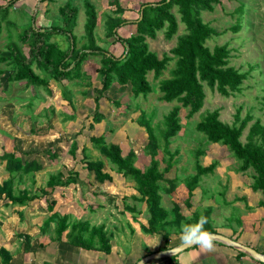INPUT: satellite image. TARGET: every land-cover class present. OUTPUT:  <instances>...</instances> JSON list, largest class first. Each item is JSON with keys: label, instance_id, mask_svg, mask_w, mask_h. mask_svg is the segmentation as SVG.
<instances>
[{"label": "rangeland", "instance_id": "374dc122", "mask_svg": "<svg viewBox=\"0 0 264 264\" xmlns=\"http://www.w3.org/2000/svg\"><path fill=\"white\" fill-rule=\"evenodd\" d=\"M8 1L0 0V5L7 4ZM66 1L68 0L54 2L15 0L9 8L8 18L9 21L18 25L33 24L37 28L61 25L63 21L59 7ZM70 1L79 10L74 29L77 37L76 45L79 47L85 42L84 0ZM90 1L95 4L98 13V25L95 29L97 44L115 56H119L124 53L125 46L119 41H114L113 37L107 36L105 23L107 15H119L129 21L118 29V35L126 38L134 32L135 25L131 21L141 15L142 5L155 3L158 0H117L124 9L119 13L116 12L117 5L113 4L114 0ZM241 4H243L242 27L238 32H233L231 27L239 16L236 9ZM172 12L179 21L177 7H174ZM201 17L218 32L208 40L207 45L213 48L215 45L227 44L230 49V65L240 71L248 72V77L243 82L242 90L229 97H224L205 85L204 105L190 118L187 117L188 108L181 106L178 101L166 102L160 99L159 79L170 76L174 60L169 63L160 78L156 79L153 72L148 74L154 91L146 97L142 95L134 97L129 84L120 85L114 81L111 88L106 90L100 98L99 111L104 117L97 123L93 122L92 116L96 110L97 89L101 86L97 72L100 55H89L82 67L83 75L86 76L71 81L56 80L39 72L34 65L38 73L48 77L52 93L44 87L27 86L23 81H8L7 76L12 65L0 63V154L4 150L30 148L43 152L51 147L58 154L57 158L50 160L39 152L34 153L42 158V161L46 163V168L29 175L9 174L4 164L1 165L0 162V182L12 177L16 192L26 188L38 195L35 200L24 206H13L12 204L6 206L0 199V246L14 243L18 249V245L26 242L24 233L30 235L29 242H31L34 236L32 234L43 226V220L50 212L46 196L43 195V188H49L47 181L51 174L57 172L63 173L66 177L71 172L78 171L88 186L75 184L63 188L58 187L54 195L58 199L54 210L61 214L71 210L74 213H71L73 218L80 215L94 217V212L92 213L90 208L96 212V209L100 207L102 210L95 214L99 215L102 221L110 220L109 226L115 228L118 233L127 232L124 221L131 213L124 210V205L125 203L137 204L131 198L132 193H137L134 189V182L125 180L121 175L111 171V165L101 156L90 137L104 135L107 142L120 144L123 154L133 152L135 165L144 169L149 165L151 158L146 149L148 141L146 130L138 123L141 112H144L159 139L160 147L157 158L160 161V170H162L165 167L164 160L168 159V155L163 151L160 131L164 128V116L174 105L181 106L180 116L183 128L172 139L169 146L170 150L175 153L176 169L173 167L166 176L169 179L179 177V181L176 183L177 186L171 189L169 195L162 194L163 205L170 209L173 201H176L180 204L185 216H191L194 210L201 211L207 206H212V225L217 232L234 236L233 238L237 237L244 242L249 241L250 237H258L264 207L258 208L257 204L264 200V195L252 189V169L245 172L239 171V162L228 148L220 143L209 142L203 133L196 130L195 125L203 113L216 108L220 109V119L228 123L233 122L239 107L242 108V116L248 112L254 116L249 126L256 119L264 122V0H221L220 3L215 4L212 11H202ZM183 30L184 24L179 21L178 34ZM178 34L171 40H167L165 29H163L157 32L155 39L148 38L147 41L150 49L156 51L162 58L165 53L171 55L169 51L175 45ZM9 39L18 40L16 31L8 28L3 22L0 52L5 50ZM52 41H56L64 49L70 46L63 34H55ZM23 50L29 55L28 47H23ZM91 123H94L92 128ZM247 131L248 126L243 132L242 141L245 140ZM73 140L78 144L75 154L71 153ZM199 151L201 152L197 157L196 154ZM85 155L89 159L104 160L105 169L113 175V181L106 184L98 182L95 175L85 168L83 160ZM197 158L203 165L217 162V166L213 173L202 177L190 199V204H187L185 199L188 197V189L183 178L195 173ZM161 183L163 187H171L168 180ZM98 202L100 205L97 204ZM138 207L142 213L136 212L135 214L140 220L145 221L149 217L147 207L142 203L138 204ZM74 208L78 211L74 212ZM31 215L35 218L34 220L31 219ZM16 216L21 220L18 221ZM185 223L183 221L182 225ZM263 225L264 223L261 225L262 228ZM54 227V222L49 223L47 235H53ZM174 233L172 232L171 236ZM38 235L41 234L38 232ZM159 236L161 237L160 234ZM150 237L151 234L146 233L144 242L140 241V248H147L146 239ZM42 239L45 240L44 237ZM39 240L40 238L37 239Z\"/></svg>", "mask_w": 264, "mask_h": 264}, {"label": "trees", "instance_id": "16d2710c", "mask_svg": "<svg viewBox=\"0 0 264 264\" xmlns=\"http://www.w3.org/2000/svg\"><path fill=\"white\" fill-rule=\"evenodd\" d=\"M15 0H9L7 4L0 5V41L3 30V22L8 28L16 31L17 41L9 39L5 50L0 52V63L12 65L7 76L8 81L25 82L27 86L44 87L50 93L49 80L51 76L59 81H71L82 78L84 71L83 63L91 54L100 55V65L97 72L100 77L101 86L97 89L95 97L96 110L92 116L94 123L100 122L104 115L99 111V101L104 92L111 88L114 81L120 85L130 86L134 97H146L154 86L148 79V74L153 72L156 79L160 78L163 71L168 68L169 63L174 60V66L170 70V76L159 79L158 91L160 99L166 102L178 101L181 106L188 108L187 117H192L198 113L204 105L206 98L205 85L211 90L218 92L224 97L240 92L244 80L248 77V72L240 71L230 65V49L227 44L215 45L213 48L207 45L218 32L210 23L205 22L201 17V12L214 9L215 4L221 0H158L155 3L142 5L141 15L134 21V32L129 37L123 38L118 35V29L125 26L128 20L117 15H107L106 30L107 36L113 37L114 41L123 44L124 53L115 56L113 53L97 44L95 29L98 25V13L96 6L90 0H84L86 20L84 23L85 42L81 46L76 45V35L74 29L77 24L78 7L68 0L59 7L63 24L49 27L37 28L33 24L18 25L9 21V8ZM41 2H54L56 0H40ZM117 5L116 12H123V8L117 0L113 1ZM177 7L179 21L184 24V30L178 34L179 21L172 12ZM236 11L239 16L235 24L231 27L233 32H238L242 27L241 14L243 4ZM165 29V38L171 40L177 35L175 45L170 49V54L165 53L160 58L156 51L151 50L147 39H155L159 30ZM55 34H63L69 41L70 46L62 48L56 41H52ZM23 47L29 48V55L25 54ZM45 73L42 76L38 73ZM1 72V71H0ZM180 105H174L164 116V128L160 131L163 139V151L168 155L165 167L160 170V161L157 158L159 139L155 129L145 113L141 112L138 123L144 126L147 133L146 149L150 153L149 165L142 169L134 163V153L123 154L120 144L107 142L104 135L91 136L90 140L96 145L101 156L111 165V171L121 175L125 180L134 182V188L139 195H132V199L137 204L132 206L125 203L126 210L133 213H142L138 204H145L149 217L146 223H140L141 229L151 235L160 234L165 241L164 249H168L170 236L181 233L182 222L185 224L194 223L201 215L208 219L205 229L211 233L217 232L212 225V206H207L203 210H194L191 216H185L181 211V206L173 201L170 209L162 203V194L169 195L171 189L177 186L179 177L167 178L166 174L175 167V153L170 150L172 139L182 130V119L180 116ZM254 116L246 113L242 116V108L239 107L234 115L232 123L220 119V109L207 110L201 115L195 128L203 133L211 143L225 145L232 155L239 162V171L245 172L248 169L253 171L252 189L260 191L264 195V122L260 119L254 120L248 125ZM91 123L90 127H94ZM248 131L245 140L242 135L245 128ZM33 130V129H32ZM37 133V131H36ZM78 144L73 140L71 153L75 154ZM85 150V148H83ZM35 149H14L4 150L0 154V162L9 174L29 175L43 171L46 163ZM199 151L196 155H200ZM47 159H55L58 154L54 148H49L43 152ZM85 168L92 172L98 182L106 184L113 181V175L105 169V161L102 159H89L83 156ZM217 162L208 165L195 162V173L186 175L183 181L188 189V197L185 199L190 204L195 189L198 187L202 177L213 173ZM168 180L171 187H163L162 181ZM79 184L88 186L87 182L80 177L78 171L71 172L68 176L61 172L50 175L47 186L43 188V195L46 196L48 207L51 212L47 220L44 221L42 230L47 231L48 225L55 222V234L58 239L66 235L69 242L74 245L87 248L98 249L110 252V237L107 236L105 225H92L88 220H72L70 214H61L54 210L57 199L54 197L58 187H68ZM50 195V196H49ZM37 194L29 189H21L16 192L15 182L12 177L0 183V199L4 205L13 206L28 205L37 198ZM51 196H53L51 198ZM126 199V197H124ZM257 206L264 207V200L258 202ZM20 212V211H19ZM21 236V235H20ZM25 248H30V235L25 234ZM240 254L243 252H239ZM0 256L3 264L10 260V254L5 249H0ZM177 264V262H176Z\"/></svg>", "mask_w": 264, "mask_h": 264}, {"label": "crops", "instance_id": "0c3cea01", "mask_svg": "<svg viewBox=\"0 0 264 264\" xmlns=\"http://www.w3.org/2000/svg\"><path fill=\"white\" fill-rule=\"evenodd\" d=\"M132 194L137 195V193ZM97 204L100 205L99 202ZM127 204L132 206L136 203ZM66 205L69 206V204ZM90 210L92 213L94 212V217H91V215L82 217L80 215L76 216L77 218H73L71 213H74L71 212V210L62 212V214H70L72 220H88L92 225L104 224V230L107 231V236L110 237V252H105L98 249H87L74 245L68 241L66 235H64L61 239H58L55 234V227L53 229V235H47L48 231L42 230L41 226V228L37 230V232L32 234L34 236H32L29 249L25 248L23 242L22 245H18V249L14 243L4 244L0 246L5 248L10 254V260L5 264H136L142 257L148 254L165 250V241L162 237L159 236V234L151 235L149 239H146L147 248H140V241L144 242V238L146 237V233L142 232L140 223H146L147 219L145 221L140 220L139 217H137L136 215L134 216L133 213L129 211L131 214L129 215V217H126L127 219L124 221L126 231H128L123 232L120 230L121 232L118 233L116 232L115 228L109 226L111 222L110 220H108V222L102 221L99 215L95 214L96 212L102 210L100 207L96 209V212L94 210L92 211L91 208ZM77 211V208H74V212ZM50 214L51 212H49V215H47V217L43 221L47 220ZM16 217L18 221L21 220L18 216ZM30 217L32 220L35 219L32 218V215ZM98 217L99 219H97ZM261 219L262 220L260 221L263 224L264 215L261 217ZM27 223L31 224V222L29 221ZM261 225L260 229H258V233H260L258 237H250V239H248L249 241L246 242L241 241L237 237L233 238L234 236L231 237L227 234L223 235L237 240L243 244L252 246L256 250L264 254V225L263 228ZM28 227H30V225ZM27 232L29 233V230ZM38 232L41 234L40 236L38 235ZM180 236L181 233L173 234V236H170L168 249L182 244ZM43 237L45 238V240L42 239ZM36 238H40V240L37 241ZM136 242L137 244L135 245ZM214 243L215 248L213 251H203L199 248V246L193 245L181 251L177 255L152 259L147 261L145 264H176V262L177 264H264V262H261L260 260L254 258L244 251L237 249L234 246L216 240L214 241ZM240 251L243 253L240 254ZM0 260V264H3L2 257Z\"/></svg>", "mask_w": 264, "mask_h": 264}, {"label": "clouds", "instance_id": "9594fccd", "mask_svg": "<svg viewBox=\"0 0 264 264\" xmlns=\"http://www.w3.org/2000/svg\"><path fill=\"white\" fill-rule=\"evenodd\" d=\"M207 223V217L201 215L198 221L181 225L180 238L182 245H194L199 246L203 251H213L215 248V236L205 229L204 226Z\"/></svg>", "mask_w": 264, "mask_h": 264}, {"label": "water", "instance_id": "95a60500", "mask_svg": "<svg viewBox=\"0 0 264 264\" xmlns=\"http://www.w3.org/2000/svg\"><path fill=\"white\" fill-rule=\"evenodd\" d=\"M213 234L215 236L216 241H221V242H224L228 245L234 246L237 249L244 251V252L248 253L249 255L253 256L254 258L260 260L261 262H264V254L259 252L258 250H256L254 247L243 244V243H241L237 240H234L228 236H225L221 233L215 232ZM191 246H193V245H182V244H180L178 246H174V247H171L169 249L154 252V253H151V254H148V255L142 257L136 264H145L147 261L152 260V259L177 255L181 251H183V250H185ZM172 249H174V250L171 251Z\"/></svg>", "mask_w": 264, "mask_h": 264}]
</instances>
